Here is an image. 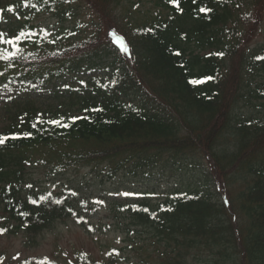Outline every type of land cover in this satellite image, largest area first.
<instances>
[{
  "label": "trees",
  "instance_id": "trees-1",
  "mask_svg": "<svg viewBox=\"0 0 264 264\" xmlns=\"http://www.w3.org/2000/svg\"><path fill=\"white\" fill-rule=\"evenodd\" d=\"M246 1L0 0V33L28 37L15 58L0 59V78L15 88L2 107L8 125L0 130L1 233L22 229L30 242L88 210L71 183L57 192L31 183L27 171L38 152L56 178L104 166L107 179L127 174L156 192L170 170L187 177L155 197L147 189L113 204L126 235L133 228L134 238L151 242L153 264H190L187 257L196 264H264V44L232 62L251 16L241 17ZM254 1L257 19L264 0ZM82 10L89 21H77ZM42 13L72 23L41 28L33 18ZM113 20L122 23L128 60L101 38ZM202 149L224 175L227 208L203 183L208 176L198 175L194 153Z\"/></svg>",
  "mask_w": 264,
  "mask_h": 264
},
{
  "label": "rangeland",
  "instance_id": "rangeland-1",
  "mask_svg": "<svg viewBox=\"0 0 264 264\" xmlns=\"http://www.w3.org/2000/svg\"><path fill=\"white\" fill-rule=\"evenodd\" d=\"M90 18V12L82 10L81 18H78L79 20L77 21L87 22ZM70 22L72 23L69 18H66L64 21L66 26ZM250 22L254 23L255 21L250 20ZM35 23L48 28H58L64 25V23H60L46 15L37 16ZM255 29H257V26ZM122 30V23L113 20L108 25L106 24L101 33V38L105 42H110L113 45H117V47L118 45L121 47L117 35L122 34ZM254 31L253 25L246 28V34L242 38L243 48L254 49L258 45L263 44L264 35L259 32L255 33V35ZM238 54H241L240 51ZM240 57V55L233 57L232 62L235 64L239 63ZM232 62L229 61V64ZM96 63L97 67L104 65L99 61H96ZM100 71L105 72V66ZM229 89L232 92V86H229ZM6 96L7 94L0 91V130L8 125L7 116L2 113L3 99ZM34 100L38 103L37 98L34 97ZM227 102L229 103L228 99ZM227 102L226 106H228ZM40 103H43L42 99ZM206 143V140L202 141V145H205V149H208V144ZM194 155L200 159V169L209 172V179L213 180L214 193L220 197L224 193V175L218 170L215 172V167L207 157L206 150L202 149V152H195ZM40 156L41 153L38 152L32 154L34 161H37V166L34 165L33 169L27 171L28 176L30 175L33 179L31 183L35 185L37 183L36 186L38 187L49 186L51 189L56 190L60 189V187L62 188L68 182L71 183L69 184L71 189H76L80 196L88 200V211L85 212V215L89 218L87 225L90 228L89 230H84L70 220L57 222L50 230L43 231L34 239L32 238L30 242L28 239H25V234L0 236V254L5 255L7 262L1 264H19L22 260L28 258H47L56 264H70L76 261L79 254L87 255L92 261L107 264V253L111 249H115L114 254L117 261L123 259L129 260L122 263L116 262V264L151 263L150 258L152 257L150 254L152 249L149 248L151 242L145 243V240L141 242V240L134 238L132 235L133 228H129L130 236L128 237L124 232L126 220L119 216L113 204L128 200L135 192L147 191V189L153 191L151 194L156 196L157 193H162L168 185L178 184L182 180L188 182L187 177H182L180 172L168 174L165 178L162 177L156 182L158 189L156 192L153 190V186L147 188L146 183H141L136 178L129 177L127 174H119L114 180H109L103 177L106 173L102 168L104 166L98 169V171L103 169L101 174L92 173L89 171V168H81L77 172L67 174L65 178L60 180L51 175L54 170L51 169L49 163L40 160ZM124 193H129V195L125 196L123 195ZM81 199L83 200L82 197ZM128 242H137L138 246L129 247Z\"/></svg>",
  "mask_w": 264,
  "mask_h": 264
},
{
  "label": "snow or ice",
  "instance_id": "snow-or-ice-1",
  "mask_svg": "<svg viewBox=\"0 0 264 264\" xmlns=\"http://www.w3.org/2000/svg\"><path fill=\"white\" fill-rule=\"evenodd\" d=\"M8 11L12 12L13 9L9 8ZM200 11L206 12L207 10L205 8H201ZM25 39H28V37L26 36V34L24 32H20L16 36L10 37L8 39H5L4 34L0 33V44L8 45V46H11L13 48L12 52H8L6 49L0 48V59L7 60V59L15 58L16 53L20 51L18 44L22 43L23 40H25ZM124 48H125V46L123 44H121V50L122 51L124 50ZM192 83H197V81H192ZM78 119H81V117H73L72 121L75 122ZM84 119H87V117H84ZM50 123H52L54 125H59L61 122L54 120V121H50ZM64 127H68V125L64 124ZM13 138H15V137H13ZM4 142H5V138H0V145H2ZM123 195L127 196V195H129V193H124ZM33 203H35V201H33ZM2 231L3 230H0V232H2Z\"/></svg>",
  "mask_w": 264,
  "mask_h": 264
}]
</instances>
